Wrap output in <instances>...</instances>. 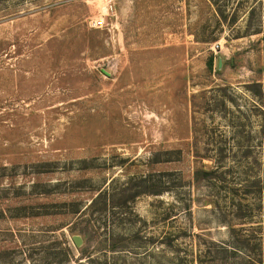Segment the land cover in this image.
Returning <instances> with one entry per match:
<instances>
[{"label":"rangeland","instance_id":"1","mask_svg":"<svg viewBox=\"0 0 264 264\" xmlns=\"http://www.w3.org/2000/svg\"><path fill=\"white\" fill-rule=\"evenodd\" d=\"M259 238L264 0H0V264H242L219 248Z\"/></svg>","mask_w":264,"mask_h":264},{"label":"trees","instance_id":"2","mask_svg":"<svg viewBox=\"0 0 264 264\" xmlns=\"http://www.w3.org/2000/svg\"><path fill=\"white\" fill-rule=\"evenodd\" d=\"M208 63L210 69H212L213 58H210ZM248 249L246 246L244 247L242 245L240 247V250L237 248L222 245L219 248V251L225 254H229L227 255V259L233 258L234 256L239 255V252H241L242 257L239 259L241 260L242 264H264V238H259V242L256 243L255 247L253 249Z\"/></svg>","mask_w":264,"mask_h":264},{"label":"water","instance_id":"3","mask_svg":"<svg viewBox=\"0 0 264 264\" xmlns=\"http://www.w3.org/2000/svg\"><path fill=\"white\" fill-rule=\"evenodd\" d=\"M73 239L78 246L82 245V243L84 242V239H83L82 235H80V234H74Z\"/></svg>","mask_w":264,"mask_h":264},{"label":"built area","instance_id":"4","mask_svg":"<svg viewBox=\"0 0 264 264\" xmlns=\"http://www.w3.org/2000/svg\"><path fill=\"white\" fill-rule=\"evenodd\" d=\"M95 24H96L97 26H103V25H104V20H103V19L97 20V21L95 22Z\"/></svg>","mask_w":264,"mask_h":264}]
</instances>
